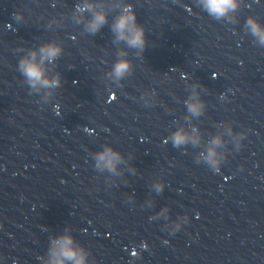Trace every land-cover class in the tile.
I'll use <instances>...</instances> for the list:
<instances>
[{
    "label": "clouds",
    "instance_id": "1",
    "mask_svg": "<svg viewBox=\"0 0 264 264\" xmlns=\"http://www.w3.org/2000/svg\"><path fill=\"white\" fill-rule=\"evenodd\" d=\"M242 0H197V6L207 12L209 16L217 21L227 20L229 23H238L236 13L241 7ZM109 9L116 11L115 16L109 24ZM89 14L86 16L85 14ZM14 18L17 22L24 20L22 13H15ZM72 20L76 25H83V31L96 35L105 26L109 25L113 37V43L119 46L123 43L126 47H118L116 52L117 59L106 75L120 84L126 77L134 71L133 61L128 58L129 49L134 50L137 57L143 56L148 41L146 30L142 23L138 21L137 12L131 3L125 0H82L78 3L72 14ZM62 19H52L49 27L53 23L60 24ZM245 31L254 37L255 42L264 47V23L255 15H249L244 24ZM18 51L23 52L18 60L17 71L23 76L24 82L29 86V93L41 94V100L48 103L55 98L56 90L62 86V75L56 71V62L63 54V44L58 40H51L41 43L38 47L25 49L20 47ZM202 88L199 82L191 84V92L184 100L187 115L184 119L189 120L192 117L199 118L205 112L206 104L201 99L197 89ZM155 96L154 92H145V95ZM143 98V97H142ZM221 99L226 96L221 95ZM233 128L229 127V132ZM244 132H235L236 148L239 150L241 141L245 137ZM176 148L191 145L199 147L203 141V136L198 127H192L191 130L185 127H176L167 137ZM166 141V142H167ZM220 135H213L207 142L205 151L197 153L195 159L197 163H204L210 169L219 171L221 164L226 159L227 153L219 151L223 145ZM95 161L94 168L103 173L107 172L112 176L122 175L119 165L128 164L132 159L131 154L125 157L119 150L110 144H104L102 150L92 154ZM130 171L135 174L137 169L134 165L128 164ZM114 183V182H112ZM155 191L163 193L165 183L156 182ZM133 197L130 196L129 200ZM163 211L167 212L165 208ZM187 223V217H181L180 223L176 224L173 231H178L181 226ZM146 243H141V248L147 249ZM90 251L72 235L71 225H66L63 230L54 236L49 237V245L44 255L38 256L40 264H95V260H90Z\"/></svg>",
    "mask_w": 264,
    "mask_h": 264
}]
</instances>
